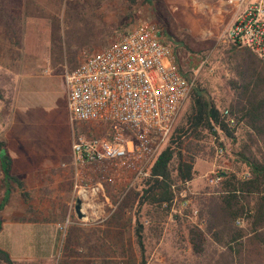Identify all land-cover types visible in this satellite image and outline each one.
Listing matches in <instances>:
<instances>
[{
  "label": "rangeland",
  "instance_id": "obj_1",
  "mask_svg": "<svg viewBox=\"0 0 264 264\" xmlns=\"http://www.w3.org/2000/svg\"><path fill=\"white\" fill-rule=\"evenodd\" d=\"M238 2L154 0L150 6L138 0L129 10L125 0H37V8L44 6L45 18H29L25 13L21 20H13L9 31L12 50L22 47L16 54L18 59L33 63L29 67L26 62V68L15 72L29 79L24 80L19 106L13 113V125L23 127L21 133L30 141L26 149L34 162L38 161L34 165L56 167L68 160L66 167H60L65 171L60 184L64 183L67 192L59 195L53 191L38 197L40 203L52 210L58 205V198L65 200L61 204H66V218L55 230L53 240L56 241L59 230L61 238L56 246H46L41 258L15 259L19 261L17 264H217L215 260L224 249L206 232L204 241L194 249L190 229L205 230L197 198L218 187L222 181L220 172L236 171L237 165L233 166L230 154L231 141L220 135L204 143L203 152L194 163L193 179L176 196L162 222L148 225L144 220L146 239L142 252L135 241L133 227L140 186L147 177L137 176L127 160L85 166L75 174L70 165L74 136L79 131L100 136L102 129L95 127L88 131L71 123L63 73L74 68L83 55L98 53L138 25L150 24L162 36L168 32L183 44V48L175 52L180 67L189 77L196 78V84L210 86L219 99L230 94L226 81L231 72L224 52L232 45L226 41L225 32ZM95 41H99L98 44L92 45ZM185 108L186 105L177 122ZM243 127V123H236L234 135L241 136ZM56 175L57 171L49 170L45 186H57ZM240 175L241 178L246 176ZM215 176H220L221 180L210 184L209 180ZM83 188L89 192L92 188L99 190L82 197L79 191ZM77 200L81 201L83 209L80 219L74 212ZM95 205H102L105 210L95 212ZM244 218L237 219L235 225L244 228ZM46 229L50 232L52 228ZM257 249L250 260L242 258V264H264V243Z\"/></svg>",
  "mask_w": 264,
  "mask_h": 264
},
{
  "label": "trees",
  "instance_id": "obj_2",
  "mask_svg": "<svg viewBox=\"0 0 264 264\" xmlns=\"http://www.w3.org/2000/svg\"><path fill=\"white\" fill-rule=\"evenodd\" d=\"M142 1L152 6L154 0ZM125 2L131 10L138 0ZM162 41L174 53L183 48V44L175 41L168 32L163 33ZM224 57L231 72V77L226 81L230 94L218 99L210 86L196 84L167 145L140 186L133 232L142 252L146 239L144 220L148 221V225L162 222L176 196L193 179L194 163L203 152L204 143L220 135L231 141L230 154L233 166L237 165V168L236 171L220 172L222 181L218 187L205 191L203 197L197 198L196 205L205 230L190 229L191 245L198 249L208 233L224 249V253L215 260L217 264H234L235 261L242 264V258L250 260L264 243V60L236 46L229 47ZM176 62L181 75L185 79L190 78L180 67L177 55ZM221 109H227L237 124L243 123L241 136L234 135V127L225 123ZM218 145L223 147L222 143ZM0 160L4 188L1 213L9 201L12 185L16 186L25 202L29 201V195L23 181L10 174L11 161L1 141ZM241 173L246 176L241 178ZM242 217H245L244 228L235 225L237 219ZM1 226L0 216V230ZM0 264L17 263L0 249Z\"/></svg>",
  "mask_w": 264,
  "mask_h": 264
},
{
  "label": "built area",
  "instance_id": "obj_3",
  "mask_svg": "<svg viewBox=\"0 0 264 264\" xmlns=\"http://www.w3.org/2000/svg\"><path fill=\"white\" fill-rule=\"evenodd\" d=\"M225 38L264 60V0H239ZM63 79L71 123L88 131L102 129L100 136L85 131L74 136L70 165L75 174L85 166L127 160L142 178L149 176L196 86L194 76L181 75L172 48L150 24L138 25L98 53L83 55ZM221 117L229 127L236 125L227 109ZM220 180L215 176L209 183ZM98 190L83 188L79 195Z\"/></svg>",
  "mask_w": 264,
  "mask_h": 264
},
{
  "label": "crops",
  "instance_id": "obj_4",
  "mask_svg": "<svg viewBox=\"0 0 264 264\" xmlns=\"http://www.w3.org/2000/svg\"><path fill=\"white\" fill-rule=\"evenodd\" d=\"M36 2L37 0H0V141L4 143V150L11 161L10 174L23 181L29 195V201L25 202L16 186L12 185L13 190L9 201L0 213L2 219L0 249L7 252L16 263L41 258L46 246H56L58 238H61V232L58 231L57 239L54 241L55 230L64 224L66 218L64 206L66 204H61L65 203V200L58 198V205L52 210L40 203L38 197L53 191H57L59 195L67 192L63 188L64 183L60 184L63 179L61 175L65 172L60 167L67 165L68 160L61 161L56 167L34 165L38 161L34 162L31 153L26 149L30 141L21 133L23 127L20 124L16 127L13 125V113L19 106L18 100L22 94L24 80L29 78L15 74L20 72L21 68H26L28 61L25 62L16 56L20 49L23 50L22 47L12 50L9 31L12 30L10 26L13 20H21L25 13L29 18H45L44 6L39 9L36 7ZM98 42L91 43L97 45ZM28 63L29 67L33 66L32 62ZM49 170L58 172V175L54 177L57 186H45V177ZM2 178L0 160V202L4 191ZM104 210L102 205L94 207V211L98 213ZM46 227H51V231L49 232ZM29 251L34 254H28Z\"/></svg>",
  "mask_w": 264,
  "mask_h": 264
},
{
  "label": "water",
  "instance_id": "obj_5",
  "mask_svg": "<svg viewBox=\"0 0 264 264\" xmlns=\"http://www.w3.org/2000/svg\"><path fill=\"white\" fill-rule=\"evenodd\" d=\"M74 212H75L77 218L80 219L83 217V214L81 212V201L80 200L76 201V205L74 206Z\"/></svg>",
  "mask_w": 264,
  "mask_h": 264
}]
</instances>
